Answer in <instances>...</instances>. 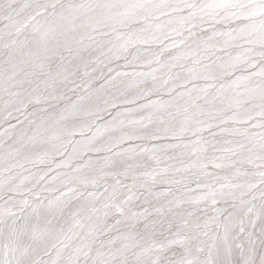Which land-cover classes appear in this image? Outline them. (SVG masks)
Segmentation results:
<instances>
[{
    "label": "snow or ice",
    "instance_id": "6c2138e0",
    "mask_svg": "<svg viewBox=\"0 0 264 264\" xmlns=\"http://www.w3.org/2000/svg\"><path fill=\"white\" fill-rule=\"evenodd\" d=\"M0 264H264V0H0Z\"/></svg>",
    "mask_w": 264,
    "mask_h": 264
}]
</instances>
